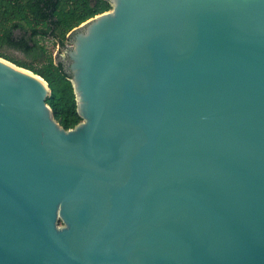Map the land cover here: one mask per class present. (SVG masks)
Here are the masks:
<instances>
[{"label": "water", "instance_id": "1", "mask_svg": "<svg viewBox=\"0 0 264 264\" xmlns=\"http://www.w3.org/2000/svg\"><path fill=\"white\" fill-rule=\"evenodd\" d=\"M109 1L74 127L0 56V264H264V0Z\"/></svg>", "mask_w": 264, "mask_h": 264}, {"label": "trees", "instance_id": "2", "mask_svg": "<svg viewBox=\"0 0 264 264\" xmlns=\"http://www.w3.org/2000/svg\"><path fill=\"white\" fill-rule=\"evenodd\" d=\"M110 8L109 0H0V56L48 81L51 93L46 101L52 107L54 117L66 129L82 120L77 111L74 87L63 62H56L51 54L45 53L39 36H52L59 46H64L74 27ZM4 44L21 50L33 60L26 61L5 53Z\"/></svg>", "mask_w": 264, "mask_h": 264}, {"label": "rangeland", "instance_id": "3", "mask_svg": "<svg viewBox=\"0 0 264 264\" xmlns=\"http://www.w3.org/2000/svg\"><path fill=\"white\" fill-rule=\"evenodd\" d=\"M39 41H40L41 45L45 47V49H46L45 53L47 55L51 54L54 58H56L57 52L58 53L60 52V47H61V46H59L57 40L52 36L51 37L39 36ZM69 43H70L69 41L66 42V44H69ZM2 49L5 53L10 54L12 56H15L19 59H23L26 61H32L33 60V58L30 55H27L24 52H22L21 50H18V49L11 47L9 45L4 44ZM35 63L37 65H40L39 61H36Z\"/></svg>", "mask_w": 264, "mask_h": 264}]
</instances>
